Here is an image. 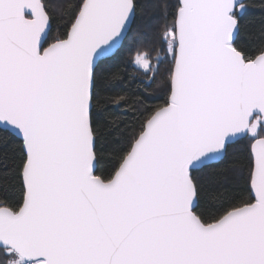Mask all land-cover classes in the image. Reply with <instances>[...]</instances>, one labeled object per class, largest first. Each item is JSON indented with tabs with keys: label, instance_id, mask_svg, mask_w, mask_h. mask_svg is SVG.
<instances>
[{
	"label": "snow or ice",
	"instance_id": "obj_1",
	"mask_svg": "<svg viewBox=\"0 0 264 264\" xmlns=\"http://www.w3.org/2000/svg\"><path fill=\"white\" fill-rule=\"evenodd\" d=\"M156 6L130 76L139 0H0V264H264V28Z\"/></svg>",
	"mask_w": 264,
	"mask_h": 264
},
{
	"label": "trees",
	"instance_id": "obj_2",
	"mask_svg": "<svg viewBox=\"0 0 264 264\" xmlns=\"http://www.w3.org/2000/svg\"><path fill=\"white\" fill-rule=\"evenodd\" d=\"M61 3L67 5L69 0H60ZM248 7L243 14L241 20V31L239 33L238 43L254 45L259 36L261 29L264 28V0H247ZM160 9L156 6V0H139V7L137 9L135 22L133 23L127 39L123 42L120 49L112 57L106 58V62L102 67V72H110L119 70L121 73L128 72L129 75H135L130 67H126L127 61L130 59L128 49L136 44L138 41L149 40L153 36V32L161 21L158 19ZM60 22L54 21L52 26V34L60 31ZM138 79H143L138 76ZM130 81H126L127 86ZM147 83V81H145ZM135 85H132L129 92L125 93L130 95L131 91L135 90ZM154 87V86H153ZM119 90V88H117ZM151 91V89H149ZM158 101H152L157 103ZM122 119L131 120V117H121ZM247 155V140H241L233 145L231 157L236 159H244ZM219 167V166H218Z\"/></svg>",
	"mask_w": 264,
	"mask_h": 264
},
{
	"label": "water",
	"instance_id": "obj_3",
	"mask_svg": "<svg viewBox=\"0 0 264 264\" xmlns=\"http://www.w3.org/2000/svg\"><path fill=\"white\" fill-rule=\"evenodd\" d=\"M246 1H247V0H246ZM132 25H133V24H132ZM132 25L130 26V29H131ZM129 32H130V30H129ZM129 32H128V33H129ZM127 35H128V34H127ZM123 42H124V41H123ZM119 49H120V48H118V49L112 54V56L115 55ZM112 56H111V57H112Z\"/></svg>",
	"mask_w": 264,
	"mask_h": 264
}]
</instances>
